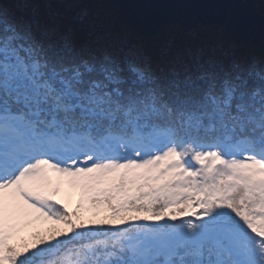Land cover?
Masks as SVG:
<instances>
[{
  "label": "snow or ice",
  "instance_id": "obj_1",
  "mask_svg": "<svg viewBox=\"0 0 264 264\" xmlns=\"http://www.w3.org/2000/svg\"><path fill=\"white\" fill-rule=\"evenodd\" d=\"M92 9L0 0V264H264V45Z\"/></svg>",
  "mask_w": 264,
  "mask_h": 264
},
{
  "label": "water",
  "instance_id": "obj_2",
  "mask_svg": "<svg viewBox=\"0 0 264 264\" xmlns=\"http://www.w3.org/2000/svg\"><path fill=\"white\" fill-rule=\"evenodd\" d=\"M118 7V17L129 29L145 37L178 26L183 30L219 25L230 40L261 49L264 14L244 0H108Z\"/></svg>",
  "mask_w": 264,
  "mask_h": 264
},
{
  "label": "rangeland",
  "instance_id": "obj_3",
  "mask_svg": "<svg viewBox=\"0 0 264 264\" xmlns=\"http://www.w3.org/2000/svg\"><path fill=\"white\" fill-rule=\"evenodd\" d=\"M244 1L251 2L252 4H254L256 7L257 13L259 15L263 14L258 9L260 8V5H264V3L258 2V0H244ZM5 3L9 7H11L12 4L14 3V0H5ZM115 7L116 6L110 4L108 0H93L92 11L95 15H98L101 18L110 19V20L114 21L118 26H122L121 23L119 22L121 20L119 19L118 15L116 14L118 10ZM197 26H202V25L199 24ZM205 27L220 29V30H222V32L224 31V28L222 26H219V25H208ZM127 29L129 31L133 30V29H129V28H127ZM170 29H181V28L178 26L171 25L164 31H167ZM164 31H162V32H164ZM139 35L143 36L142 34H139ZM231 41L233 42V40H231ZM235 44L237 46L239 44L238 47L243 51L254 53L251 50L245 49V47H243V46H245V44H242L239 42H238V44L237 43H235ZM49 174L52 177L54 182L55 181L60 182V191L56 195V199H60L61 203L63 202L62 204L67 205L69 210H75L77 208L78 203H80L82 198H83L82 189L79 186H75V185L68 183L66 178L58 177L54 172H50ZM103 213H104L103 209L87 210V211L83 212V217H84L85 221L92 220V219L99 220L100 217H102L104 215ZM53 228L63 230L65 228V225H63L62 223H58L56 221H44V220L38 221V222H35L34 224H31L27 227L22 228L19 235L13 240V242L16 243L18 246H23L24 244H31L32 242H34L35 239H37L38 235H40V234L46 235Z\"/></svg>",
  "mask_w": 264,
  "mask_h": 264
},
{
  "label": "trees",
  "instance_id": "obj_4",
  "mask_svg": "<svg viewBox=\"0 0 264 264\" xmlns=\"http://www.w3.org/2000/svg\"><path fill=\"white\" fill-rule=\"evenodd\" d=\"M258 2H261V3H264V0H258ZM117 10L119 9L118 7H115ZM261 13H263L264 14V5H260V8L258 9ZM118 13V12H117ZM116 13V14H117ZM120 23H121V25L122 26H124V27H126L125 26V24L123 23V22H121V21H119ZM130 31H132L133 33H136V34H138L136 31H134V30H130ZM231 41V40H230ZM233 43H237L238 44V42L237 41H233ZM241 45V44H240ZM238 46H239V44H238ZM243 47H245V49H248V50H251V51H253L254 53H259V51H260V49H257V48H254V47H250V46H243ZM79 166H83V164H80ZM58 200H60V199H58ZM61 201V200H60ZM63 203V202H62ZM69 211H73V210H69ZM103 216L102 217H100V219H105V218H107V212L106 211H104L103 210ZM14 243V242H13Z\"/></svg>",
  "mask_w": 264,
  "mask_h": 264
}]
</instances>
